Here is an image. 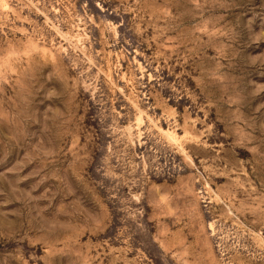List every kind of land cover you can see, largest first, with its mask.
I'll use <instances>...</instances> for the list:
<instances>
[{
	"label": "rangeland",
	"instance_id": "1",
	"mask_svg": "<svg viewBox=\"0 0 264 264\" xmlns=\"http://www.w3.org/2000/svg\"><path fill=\"white\" fill-rule=\"evenodd\" d=\"M0 264H264V0H0Z\"/></svg>",
	"mask_w": 264,
	"mask_h": 264
}]
</instances>
